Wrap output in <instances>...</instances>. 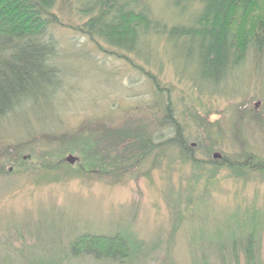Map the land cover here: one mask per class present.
<instances>
[{
  "label": "rangeland",
  "instance_id": "obj_1",
  "mask_svg": "<svg viewBox=\"0 0 264 264\" xmlns=\"http://www.w3.org/2000/svg\"><path fill=\"white\" fill-rule=\"evenodd\" d=\"M79 5L63 0L53 11L63 23L49 29L63 75L55 104L41 120L29 113L0 121V166L5 158L16 161L1 169L0 264H116L72 257L68 250L76 236L118 233L141 248L131 264H245L252 216L258 222L251 250L257 264H264V173L237 176L211 164L241 161L246 153L264 160V55L249 56L220 92L199 95L175 74L169 57L180 59L165 50L163 40L153 44L152 68L131 56L116 59L101 43L102 50L97 48L75 31L85 21L76 12ZM149 6L167 26L186 23L195 11L181 18L167 0H150ZM133 64L168 90L176 117L185 115L182 132L201 162L199 171L172 142L149 155L142 149L137 163L132 148L119 162L88 159L84 149L94 124L122 128L145 117L148 134L160 129L164 143L171 137L161 124L167 93L159 100ZM198 116L212 123L209 140L197 134ZM42 130L48 136L42 138ZM68 156L76 161L66 163Z\"/></svg>",
  "mask_w": 264,
  "mask_h": 264
},
{
  "label": "trees",
  "instance_id": "obj_2",
  "mask_svg": "<svg viewBox=\"0 0 264 264\" xmlns=\"http://www.w3.org/2000/svg\"><path fill=\"white\" fill-rule=\"evenodd\" d=\"M62 1L0 0V121L12 116L19 120L29 113L37 119L55 104V98L60 95L63 75L57 63L59 49L49 29L63 25L53 13ZM75 1L80 4L79 8H75L77 14L85 18L75 31L97 48L102 50L101 43L113 51L109 53L116 59L126 60L131 56L152 68L157 55L153 53V44L163 40L165 50H170L173 56L177 55L176 59H180L177 61L169 57L175 74L187 80L199 95L220 92L226 79L249 56L257 60L264 55V0H167L181 18L188 9H195L186 23L180 20V23L172 26L153 18L150 0ZM133 66L150 82L159 100L167 93L161 124H166L171 137L164 143L160 129H157L159 133L148 134L145 117V120L142 118L128 122L122 128L94 124L89 126L91 139H87L88 147L84 149L89 153L88 159L99 164L110 159L119 162L127 155L126 150L132 148L139 153L134 159L137 163L142 149L145 150L143 155H149L172 142L176 143L182 159L199 171L201 162L194 158V151L183 136L185 115L181 113V116L176 117L173 114L168 90L160 86L154 75L136 64ZM145 108L149 109L150 106ZM195 127L199 137L203 134L205 140L210 139L213 126L205 117L198 116ZM43 130L40 132L42 138L43 135L48 136ZM78 135L70 137L71 140H78ZM103 152L107 155L101 157ZM243 155L245 157L241 161L224 159L211 164L228 168L237 176L242 174L241 171L264 173V160L248 153ZM15 163L5 158L0 166V176H3L2 168ZM108 167H112L110 163ZM257 222L252 216L246 224L251 232L244 244L245 264H257L250 244L254 235L253 225ZM227 234L234 239L233 230L227 231ZM140 249L138 244L133 245L119 233L113 236L84 234L70 241L68 254L72 257L90 256L98 261L116 264H131L137 259ZM45 264H61V261ZM234 264H239V261L235 259Z\"/></svg>",
  "mask_w": 264,
  "mask_h": 264
},
{
  "label": "water",
  "instance_id": "obj_3",
  "mask_svg": "<svg viewBox=\"0 0 264 264\" xmlns=\"http://www.w3.org/2000/svg\"><path fill=\"white\" fill-rule=\"evenodd\" d=\"M213 158H214V159H217V158H219V155H218V154H215V155H213ZM75 161H76V159L73 158V157H71V156H68V157L65 159V162H66V163H69V164H73Z\"/></svg>",
  "mask_w": 264,
  "mask_h": 264
}]
</instances>
